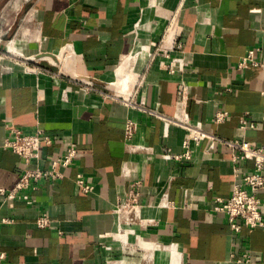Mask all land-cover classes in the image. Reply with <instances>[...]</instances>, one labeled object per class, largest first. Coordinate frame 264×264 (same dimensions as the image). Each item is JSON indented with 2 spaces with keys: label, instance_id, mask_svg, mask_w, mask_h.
I'll use <instances>...</instances> for the list:
<instances>
[{
  "label": "crops",
  "instance_id": "crops-1",
  "mask_svg": "<svg viewBox=\"0 0 264 264\" xmlns=\"http://www.w3.org/2000/svg\"><path fill=\"white\" fill-rule=\"evenodd\" d=\"M252 48L264 59V0H0V189L24 168L4 145L11 125L51 137L34 167L49 166L68 139L78 143L64 178L27 189L32 202L0 190V219H11L0 223V264H264V229L234 232L214 208L253 161L231 159L235 149L221 142L209 155L208 140L192 161L166 159L183 151L187 132L142 108L185 107L221 137L264 144V70L237 66ZM141 49L130 93L117 94L119 65ZM220 109L229 116L215 122ZM77 173L92 192L77 187ZM135 180L143 215L159 219L134 225L140 238L121 230L115 211ZM165 190L173 206L160 205ZM260 196L264 211V188ZM43 213L49 227L36 222Z\"/></svg>",
  "mask_w": 264,
  "mask_h": 264
},
{
  "label": "built area",
  "instance_id": "built-area-1",
  "mask_svg": "<svg viewBox=\"0 0 264 264\" xmlns=\"http://www.w3.org/2000/svg\"><path fill=\"white\" fill-rule=\"evenodd\" d=\"M256 48L250 49L238 61V68L243 69L249 66H258L264 70V59H260L257 55ZM171 72L174 69L171 67ZM90 88L97 90L99 86L93 80L82 81ZM117 93V92H116ZM119 94V93H117ZM123 96V95H122ZM186 96V89L183 88L182 97ZM145 111L157 116L163 121L164 127L167 130L171 125L180 127L187 132V137L183 140V151L173 153L170 150L165 151L164 158L175 159L178 161H192L194 156V145L208 140L209 155L217 142L224 143L235 149V154L231 157L233 160H252L254 168L246 172L239 180H237L232 189V193L227 198L216 197L215 210L221 211L226 215L231 229L234 232H240L243 227L249 229L263 228L264 229V211L263 202L260 196L261 190L264 188V144H253L246 139L241 138H226L205 128L200 120H194L189 111L182 107L173 115H166L157 112L153 109L142 107ZM229 116V112L224 109L218 110L214 115L215 122H222ZM241 123L244 127H254V123H249L245 118ZM137 122L132 118L126 121V137L132 138L136 132ZM9 134L5 139V146L20 155L24 162V168L19 176L16 184L5 191L9 199L16 197L24 198L28 202H32L27 189L34 183L47 179L49 181H56L65 176V169L75 164L78 156V143L73 139L67 140L65 152L55 157L49 166L32 165V161L39 155V150L43 144L52 142L50 136L44 131L38 130L35 133H26L17 126H10ZM77 187L85 193H90L94 190L83 176L82 173H77L76 177ZM142 182L140 180L131 181L128 188L119 198L115 211L119 217V224L121 230L127 233L136 234L134 225L145 224L147 226L157 225L159 219L155 217H145L143 215V204L140 201L142 194ZM160 205L162 207L173 206L169 200L168 191L165 190L161 194ZM11 219L2 218L1 222H9ZM36 222L40 227H49L51 225V218L47 213L38 215ZM128 225L129 227H124ZM137 235V234H136ZM138 236V235H137ZM138 238H140L138 236ZM142 243L144 240H139ZM5 256L4 252H0V262ZM247 261L250 258L247 254L244 255Z\"/></svg>",
  "mask_w": 264,
  "mask_h": 264
},
{
  "label": "bare ground",
  "instance_id": "bare-ground-1",
  "mask_svg": "<svg viewBox=\"0 0 264 264\" xmlns=\"http://www.w3.org/2000/svg\"><path fill=\"white\" fill-rule=\"evenodd\" d=\"M154 4V3H153ZM145 15V14H144ZM153 15V14H152ZM142 27V26H141ZM143 28V27H142ZM153 30V29H152ZM142 31V30H141ZM148 32V31H147ZM136 34V33H135ZM144 34V33H142ZM150 35V34H149ZM142 37V36H141ZM149 37V36H148ZM139 43V42H138ZM145 45V44H141ZM148 47V46H147ZM143 48V47H142ZM143 50L141 49L140 51H136L132 54H130L127 58H125L121 64L119 65L117 69V77H116V92L119 93L120 95H126L130 93V87L132 86L134 80L133 72L130 70V67L133 63V61L137 60L139 55H143ZM140 59L141 56H140ZM139 60V59H138ZM138 62V61H137Z\"/></svg>",
  "mask_w": 264,
  "mask_h": 264
},
{
  "label": "rangeland",
  "instance_id": "rangeland-1",
  "mask_svg": "<svg viewBox=\"0 0 264 264\" xmlns=\"http://www.w3.org/2000/svg\"><path fill=\"white\" fill-rule=\"evenodd\" d=\"M115 88H116V86H115Z\"/></svg>",
  "mask_w": 264,
  "mask_h": 264
}]
</instances>
